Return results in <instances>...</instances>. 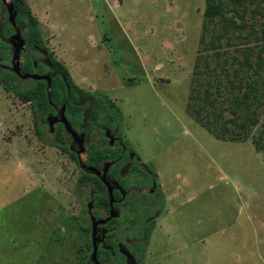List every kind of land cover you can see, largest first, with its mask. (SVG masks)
I'll return each mask as SVG.
<instances>
[{"label":"rangeland","instance_id":"1","mask_svg":"<svg viewBox=\"0 0 264 264\" xmlns=\"http://www.w3.org/2000/svg\"><path fill=\"white\" fill-rule=\"evenodd\" d=\"M25 2L42 45L79 87L121 109L117 133L158 175L163 203L126 211L114 235L131 245L153 220L139 264H264V149L253 142L264 137V105L249 138L231 141L196 121L191 98L199 56L209 55L225 81L245 44L264 55V0L245 3L249 25L220 38L219 57L203 28L206 0ZM5 14L0 6V23ZM80 177L76 158L39 136L32 103L0 79V264L88 263L90 188Z\"/></svg>","mask_w":264,"mask_h":264},{"label":"trees","instance_id":"2","mask_svg":"<svg viewBox=\"0 0 264 264\" xmlns=\"http://www.w3.org/2000/svg\"><path fill=\"white\" fill-rule=\"evenodd\" d=\"M247 1L249 0H206L203 28L204 31L211 29L212 37L209 42L211 48L216 50V57L221 55L218 50V42L222 36H227L229 33L236 31H238L237 36H239V32L249 25L244 20L245 3ZM12 2L16 11V23H23L25 26L24 38L26 44L21 53L23 57L21 70L33 73L36 67L38 73L43 74L47 68L44 64H41V61H39L41 55L35 50V45L43 46L40 22L33 15L25 0H12ZM0 6H3L1 1ZM242 6H244L243 9H241ZM258 6H260V2L256 3L255 8H257V11L259 10ZM259 12L264 15L263 11L259 10ZM5 15L7 16V12ZM0 27L3 28V38H0V79L8 90L15 91L20 98L32 103L39 136L52 145L66 149L77 160L75 153L70 148V137L63 125L59 124L50 133V130H47L42 124V121L48 115L55 113L54 105H64L65 116L73 128L77 129L85 123L91 129H96V141L90 143L86 158L88 166H99L105 159L118 157L121 148L112 149L107 146V138L102 136L98 127L106 126L116 130L122 119L121 109L109 99L108 95L92 96L91 93L79 87L72 80L67 67L60 62L58 63L62 68L65 79L59 73L49 74L51 76L49 89L45 79L20 78L6 67L11 65L9 60L12 58L8 51L11 46L6 38L12 33L13 27L8 21L0 23ZM254 32L256 30L252 27L248 35L245 36L250 38ZM44 48L47 50L48 55L55 60L50 51L46 47ZM240 50L242 59L238 60L239 66L234 70L233 77L230 78L229 73L223 69L225 81L218 77L217 65H211L209 55L197 58V61L204 62L203 69L199 67V63H196L194 69L197 84L193 89L191 98L198 101L199 104L192 106L194 108L193 115L198 123L221 140L236 141L249 138L252 128L260 122V107L264 105L262 98V87L264 85L263 48L255 53V45L245 44ZM203 74L209 78L204 87H202L203 81L201 80ZM210 78H216L215 85L211 83ZM222 86L229 89L230 96L224 93ZM236 87L239 89L238 93L233 92ZM262 110H264V107ZM253 142L258 150L264 149L262 134L253 137ZM79 183L105 191L103 182L88 170H81ZM81 189L86 191L84 186ZM96 197L101 205L106 201L103 194ZM85 218L88 217H83V219ZM152 226L153 223L147 225V233H150ZM87 241L91 247L90 228ZM133 252L135 253V248ZM100 254L105 258L109 257L108 253L105 254L100 251ZM104 264H120L119 257Z\"/></svg>","mask_w":264,"mask_h":264},{"label":"flooded vegetation","instance_id":"3","mask_svg":"<svg viewBox=\"0 0 264 264\" xmlns=\"http://www.w3.org/2000/svg\"><path fill=\"white\" fill-rule=\"evenodd\" d=\"M3 6L7 12L4 3ZM7 21L8 23H10L8 20V12H7ZM7 21L4 22L6 23ZM10 24L13 27V31L6 38V41L15 33V26L12 23ZM17 25L21 29L22 36L25 37L24 24L17 23ZM2 31L3 28L0 27V38H3ZM35 50L41 55L39 61H41V64H44L47 68L43 74L59 73L64 78L62 68L59 65L58 61L53 60L48 55V53L45 54L44 50L46 49L43 46L35 45ZM11 51L13 54L12 46H11ZM35 69H36L35 72H38V69L36 67ZM62 106L64 105H54L55 113L48 115L43 120L44 123L45 121H47L50 132H53L56 126H58L59 124H62L66 131L64 123L58 120L59 119L58 110H60ZM49 117L50 118L58 117L54 121L53 131H51L49 125V121H48ZM104 128H106V131L105 134L102 136L107 138L106 145L111 147L112 149H116L120 147L121 150H120V155H118V157L114 159H105L102 161V163L99 166H94L99 170H101V173L99 175L91 171L95 176H97L103 182L105 186V191L100 190L99 188H93L91 186H88L87 184H83L84 187L90 188V191L88 193L89 200L87 202V216L90 221L89 228H90L91 247H90L89 261L87 264H95L94 262L91 261V252L93 249V243H92V221H91V215L89 214V203H91L90 210L92 212V215L97 220L107 219L111 215L112 210L117 212V216L112 217L105 223H99L96 227L95 237L97 239L98 258L100 263L101 264L109 263L114 258L119 257L120 264H139L140 255H141V245H142L140 243L142 242L141 240H144L145 242L146 239L148 238L146 227L148 224L153 223V220L149 219L145 223L142 232L143 237L134 238L131 242V245H128L127 241L122 237L118 238L114 236L115 234L114 235L111 234L115 233L117 226L121 222V218L124 215V213H126V211H131V212L139 211L142 209V206L154 207L156 204H160V203L162 204L164 200L163 191H161L160 189L157 173L153 169H150L149 166L146 165L140 159V157L130 149L128 143L121 138V136L117 133V130L111 129L110 127H106V126ZM75 130L78 133H84L85 150L81 152L80 155L77 154L78 145L76 143H73V139L70 133L67 131L66 132L70 137V148L77 157V163L81 171L85 169L81 167L79 160L81 159L86 164V158L90 143L96 141L95 139L96 129H91L87 124L83 123L80 127H78ZM98 130H101L100 127H98ZM82 154L86 155L84 160L81 158ZM105 163H108V165L106 171H103ZM100 194H103L106 199L103 205L98 203V199L96 197ZM104 230H105V235H104ZM134 248H135V253L133 252ZM100 251L101 253L102 252L105 254L108 253L109 257L105 258V256L100 254ZM118 254H120V256H118ZM103 260L106 261L104 262Z\"/></svg>","mask_w":264,"mask_h":264},{"label":"water","instance_id":"4","mask_svg":"<svg viewBox=\"0 0 264 264\" xmlns=\"http://www.w3.org/2000/svg\"><path fill=\"white\" fill-rule=\"evenodd\" d=\"M1 1L4 3L7 9L9 22L15 26V33L7 40L12 46L13 54H12V59H11V65L6 66V67H8L11 71L16 73L22 79H27V78L45 79L48 85L47 88L49 89L51 85V76L49 74H39L38 72L30 73V72H23L21 70V59L20 58H21V53L25 48L26 41H25V38L22 36L20 27L16 23V11L14 10V4L12 0H1ZM44 53L47 54V51L44 50ZM64 110H65L64 106H62V108L58 110V114H59L58 120L64 123L66 131L70 133L73 139V143H76L78 145L77 154L80 155V153L85 150L84 133H78L75 129L72 128L71 124L69 123V121L67 120L65 116ZM57 118L49 117L48 119L51 131H53L54 121ZM79 161L83 169L88 170V171H93L98 175L101 173V170H99L98 168L94 166H88L81 159ZM107 165L108 163L104 164L103 171H106ZM90 205L91 203H89V214L91 215V221H92V243H93V249L91 252V261L94 262L95 264H101L98 258V246H97V239L95 237L96 227L99 223H105L112 217L117 216V212L112 210L111 215L107 219L97 220L92 215V212L90 210ZM104 235H105V230H104Z\"/></svg>","mask_w":264,"mask_h":264},{"label":"crops","instance_id":"5","mask_svg":"<svg viewBox=\"0 0 264 264\" xmlns=\"http://www.w3.org/2000/svg\"><path fill=\"white\" fill-rule=\"evenodd\" d=\"M40 22V21H39Z\"/></svg>","mask_w":264,"mask_h":264}]
</instances>
